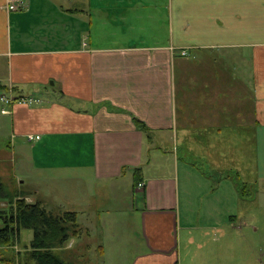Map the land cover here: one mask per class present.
Wrapping results in <instances>:
<instances>
[{
  "label": "crops",
  "instance_id": "1",
  "mask_svg": "<svg viewBox=\"0 0 264 264\" xmlns=\"http://www.w3.org/2000/svg\"><path fill=\"white\" fill-rule=\"evenodd\" d=\"M23 2L0 0V93L41 101L6 106L0 131L38 135L30 166L80 205L65 256L89 264L95 244L97 264H264V0ZM10 157L0 143V176L17 182ZM70 175L91 189L67 192Z\"/></svg>",
  "mask_w": 264,
  "mask_h": 264
},
{
  "label": "trees",
  "instance_id": "2",
  "mask_svg": "<svg viewBox=\"0 0 264 264\" xmlns=\"http://www.w3.org/2000/svg\"><path fill=\"white\" fill-rule=\"evenodd\" d=\"M142 127L148 131V128ZM139 178L137 167L134 168L135 184ZM236 186L240 193L245 189L244 184L238 181ZM30 194L21 187L8 189L0 176V202L6 203L5 208L0 206V246L14 244L22 229L32 230L25 258L18 260L16 256H0V260L9 264H75L60 252L70 239L81 234L76 212H53L39 200L27 201L26 197Z\"/></svg>",
  "mask_w": 264,
  "mask_h": 264
},
{
  "label": "rangeland",
  "instance_id": "3",
  "mask_svg": "<svg viewBox=\"0 0 264 264\" xmlns=\"http://www.w3.org/2000/svg\"><path fill=\"white\" fill-rule=\"evenodd\" d=\"M11 131L12 130L10 128V125L8 124L4 130L0 131V143L2 144V146L6 147V149L9 152V155L11 154L12 158L11 157L9 158L10 161L7 166L8 168L7 171H9L11 174L16 173V176H13V177L16 178L17 182L16 181L13 182L12 177H10L9 175H5L2 177L4 183H7V181H12V183L16 187H21L24 189H31V190L33 187L34 189L40 190V194L38 196L43 198L42 205L45 206L47 209L52 210L53 212H57L58 210L60 211V210H70V209L78 211L80 209V205L74 204L73 201L75 200L57 198L55 196L56 195L55 193L53 192L50 193V181H48L49 175H47L45 171H37V170H34L30 166L29 156L32 153L33 141L32 140L28 141L26 138H22L23 143H21L20 140L18 141V138H16V136L15 137L12 136ZM16 141H18V143H15ZM8 143L11 145V147L9 146ZM24 154L28 155L27 158L25 159L26 161L24 160V157H22V160H19V156H23ZM220 158H223V157L220 156ZM18 162H19V165H17ZM201 163L203 165V168L206 171L213 173L214 165L213 166L209 165L208 164L209 162L207 161V159L205 160V162L202 161ZM246 179L248 178H246L245 176H240L241 181H246ZM60 180L63 181L62 183H64V185L66 186V191L69 193H72L77 188H79V192H80L81 180L84 182L83 184L84 187L86 186V188L91 189V185L88 183V179L85 176L74 177L73 175H70L68 176V178H64V179L60 178ZM251 187L252 186H249L247 188V191H249ZM262 187L264 189V185ZM59 203L65 204L66 206L60 207ZM0 206L5 208L6 203L4 201H1ZM83 218L86 220L88 216L85 217V216L79 215L78 219L79 221H81L83 220ZM87 221L88 223H93L94 220L93 218H89ZM31 238H32V230L22 229L20 231L18 240H16L14 244L7 245V246L6 245L0 246L1 247L0 250L2 253H5L4 254L5 256H9V257L16 256L15 258H18V260H20V258H25L24 256L27 250L26 245H29V241ZM140 240H141L140 236L139 234H137L135 241L139 242ZM69 241L66 243V246L69 244ZM77 242H79L78 237H77ZM65 248L61 249L62 252H60V254L63 255L65 258H67L64 254V251H66L64 250ZM74 248L75 249L77 248V243L75 244ZM133 248H136V247H133ZM5 249L6 251H4ZM83 251H85V249H83ZM84 258H89L90 260L89 264H97L102 261L101 260L102 257L97 252L95 244L92 245V248H90V250L85 252ZM86 262H87V259L85 260V263Z\"/></svg>",
  "mask_w": 264,
  "mask_h": 264
},
{
  "label": "built area",
  "instance_id": "4",
  "mask_svg": "<svg viewBox=\"0 0 264 264\" xmlns=\"http://www.w3.org/2000/svg\"><path fill=\"white\" fill-rule=\"evenodd\" d=\"M25 7L26 5L23 2V0H7V3H6V8L9 12L18 11ZM182 54H186L185 50H182ZM40 101H41L40 98L32 96V95L15 94V92H13L12 89L10 88L8 91H4L0 94V102L4 104L5 106V107H2L0 111L2 113H9L8 107L12 106L14 103L29 105V104L39 103ZM37 138H39L38 135L27 134L26 136V139L28 141L37 139ZM141 185L142 183H138V186H141Z\"/></svg>",
  "mask_w": 264,
  "mask_h": 264
}]
</instances>
